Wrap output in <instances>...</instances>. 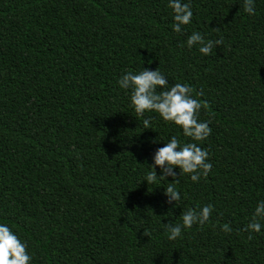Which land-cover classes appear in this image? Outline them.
<instances>
[{
    "label": "trees",
    "instance_id": "trees-1",
    "mask_svg": "<svg viewBox=\"0 0 264 264\" xmlns=\"http://www.w3.org/2000/svg\"><path fill=\"white\" fill-rule=\"evenodd\" d=\"M169 3L0 0V224L30 264H264V220L252 239L243 230L264 201V0L255 15L243 0H182L193 12L182 33ZM193 32L223 45L205 56L187 46ZM143 68L208 105L199 146L212 169L199 182L174 169L176 205L173 177L146 176L172 136L193 141L136 115L118 81ZM208 204V222L168 239L165 224Z\"/></svg>",
    "mask_w": 264,
    "mask_h": 264
},
{
    "label": "clouds",
    "instance_id": "clouds-1",
    "mask_svg": "<svg viewBox=\"0 0 264 264\" xmlns=\"http://www.w3.org/2000/svg\"><path fill=\"white\" fill-rule=\"evenodd\" d=\"M169 7L173 12V31L183 32V26L192 22L193 12L190 3H182V0H170ZM243 9L248 15H255L254 0H243ZM218 31V29H217ZM187 46H199V52L205 56L211 55L217 46L223 45V37L216 40H205L199 32H193L186 41ZM120 88L130 90V101L137 116L143 117L146 112H155L160 118L182 129L183 135L193 142L184 143L172 136L171 139L158 148L153 157L151 171L146 176L147 183H154L157 178L162 180L173 177V182L165 189L167 203L175 205L181 196L176 189L175 179L179 173L188 174L193 182H199L206 178L212 169L209 161V153L199 146L211 134L212 129L208 122L199 120L202 108H207V102L194 97V89L183 83L169 86L168 80L156 70L143 68L139 73L127 71L118 81ZM196 96L202 93H196ZM145 129H150V119H144ZM156 168L161 174L157 176ZM174 205V206H175ZM213 212L211 204L200 208H192L182 216V224H165L169 233L168 239L175 240L181 236L183 229H190L193 225H204L209 221ZM264 220V201L257 204L251 221L243 229L252 233L261 231V221ZM225 233H231L233 229L225 223L221 229ZM144 235L147 236L146 233ZM31 257L27 252L26 243L7 226L0 224V264H30Z\"/></svg>",
    "mask_w": 264,
    "mask_h": 264
}]
</instances>
